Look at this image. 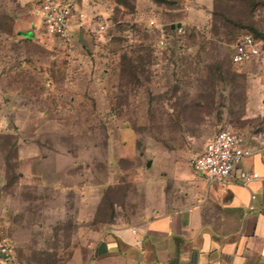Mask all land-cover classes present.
I'll list each match as a JSON object with an SVG mask.
<instances>
[{"label": "rangeland", "instance_id": "obj_1", "mask_svg": "<svg viewBox=\"0 0 264 264\" xmlns=\"http://www.w3.org/2000/svg\"><path fill=\"white\" fill-rule=\"evenodd\" d=\"M71 1L106 30L68 45L46 34L40 0H0V217L17 264L85 258L100 224L179 199L209 136L264 134L263 69L230 60L250 27L264 42V0ZM172 24L181 49L154 47ZM31 147L35 175L17 159Z\"/></svg>", "mask_w": 264, "mask_h": 264}, {"label": "crops", "instance_id": "obj_2", "mask_svg": "<svg viewBox=\"0 0 264 264\" xmlns=\"http://www.w3.org/2000/svg\"><path fill=\"white\" fill-rule=\"evenodd\" d=\"M248 63L262 68L264 76V54L242 62ZM257 142L244 141L252 154L235 175L245 171L258 178L243 185L236 178L218 184L207 183L199 174L180 175L174 180L175 188L181 189L179 199L100 224L88 256L75 252L64 264H264L263 133ZM26 151L28 157H22L17 150V159H27L35 175L34 167L42 165L44 156L34 147ZM250 204L254 209L247 211Z\"/></svg>", "mask_w": 264, "mask_h": 264}, {"label": "built area", "instance_id": "obj_3", "mask_svg": "<svg viewBox=\"0 0 264 264\" xmlns=\"http://www.w3.org/2000/svg\"><path fill=\"white\" fill-rule=\"evenodd\" d=\"M38 14L46 34L57 37L66 44L72 38L74 30L100 34L107 27L105 21L89 16L71 0H40ZM149 23L154 24V21L150 20ZM174 27L177 28L178 33L183 32L180 24ZM168 38L167 26H161L159 46H165ZM262 54H264V42L246 33L234 43L230 58L232 63L238 64ZM251 154L252 149L245 145L243 137L236 130L227 128L209 136L202 150L190 156L189 164L197 174L205 178L207 183L223 184L229 178H236L239 183L245 185L258 178V175L240 171L236 176L235 171L242 160ZM250 198L253 199L254 195L251 194ZM253 209L252 204L248 205L247 211ZM9 228V222L0 217V264H17L14 254L15 244L8 235Z\"/></svg>", "mask_w": 264, "mask_h": 264}, {"label": "trees", "instance_id": "obj_4", "mask_svg": "<svg viewBox=\"0 0 264 264\" xmlns=\"http://www.w3.org/2000/svg\"><path fill=\"white\" fill-rule=\"evenodd\" d=\"M160 28L161 27H155L156 31L158 32V36H157V39L154 43V47L160 49V50H164V51H171L172 53L174 52L175 49H177L178 51L181 49V45L177 44L176 43V40L179 39L181 36L179 33H177V28L176 27H171V26H167V32L169 34V38L167 39L166 41V44L165 46L163 47H160L159 44H158V39H159V34H160ZM251 31L253 32V36L255 38H257L256 36H259V33H257V31L255 29H253L252 27H250ZM257 39H260V38H257ZM262 40V39H260ZM263 41V40H262ZM143 48L139 49L138 50V55L136 57V59H140V60H143L144 59V56H141V52H142ZM231 60V58H230ZM232 62V61H231ZM126 69H128V72L129 73H134V69H135V66L131 63L130 60H128L126 62Z\"/></svg>", "mask_w": 264, "mask_h": 264}, {"label": "water", "instance_id": "obj_5", "mask_svg": "<svg viewBox=\"0 0 264 264\" xmlns=\"http://www.w3.org/2000/svg\"><path fill=\"white\" fill-rule=\"evenodd\" d=\"M176 25H178V24H176ZM176 25L172 24L171 27H174ZM19 34L23 35L25 37H31L32 36V34L30 32H19ZM150 164H151V160H148L147 163H146V166L148 167V166H150Z\"/></svg>", "mask_w": 264, "mask_h": 264}]
</instances>
